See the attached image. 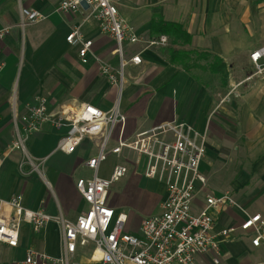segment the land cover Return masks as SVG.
Returning a JSON list of instances; mask_svg holds the SVG:
<instances>
[{
    "label": "crops",
    "instance_id": "1",
    "mask_svg": "<svg viewBox=\"0 0 264 264\" xmlns=\"http://www.w3.org/2000/svg\"><path fill=\"white\" fill-rule=\"evenodd\" d=\"M60 2L0 0V29L10 28L0 41V197L10 199L22 194L26 207L75 221L88 208L76 188V180L93 175L85 161L97 154V139L87 137L75 153L68 154L58 148V143L69 127L55 128L48 121L28 137L25 152L13 147L18 137L15 121L26 112L27 104L35 103L38 97H46L51 113L56 115L68 114L83 103L109 110L117 97L116 87L102 73V62L119 67L115 39L101 31L98 21L88 16L87 7L64 13L57 8ZM117 3L121 16L141 37L139 42L126 43L124 55L130 60L139 54L142 62L128 61L124 72L138 71L145 76L143 82L128 81L124 86L121 110L127 117L125 135L131 137L174 119L208 133L207 153L201 165L208 183L196 196L193 210L199 212L205 206L207 194L230 193L239 206L210 208L220 240V262L215 263L210 253L199 256L198 264H220L223 260L230 264H257L264 260V241L253 245L252 231L240 226L246 213L264 216V70L256 73L251 59V53L264 47V0ZM24 8L39 11L44 18L24 25ZM161 20L180 24L191 35V43L173 44L168 33L160 34V27L154 26ZM75 30L93 41L86 63L79 55L78 45L67 41ZM161 36L168 38L167 44L151 45ZM182 45L220 57L227 67L226 82L221 74L211 70L200 73L202 79H198L180 64L172 63L168 48ZM260 62L264 65V58ZM221 108L225 110L224 119L218 113ZM220 117L224 125L216 122ZM258 139L262 144L259 153ZM247 144L249 162L239 163ZM120 161L112 156L99 174L108 177ZM124 179L123 188L131 187L123 189L111 205L128 215V230L138 234L143 218L161 211L166 188L133 171ZM142 180L155 183L160 192L157 196L149 194L145 214L137 217L130 197L141 189ZM4 212L13 213V209L5 208ZM230 227L237 230L226 238L219 235V231ZM29 247L62 255V225L52 221L35 232L24 223L17 247L0 244V264H22ZM91 254L92 248L79 247L73 261L83 256L87 258L82 263H86Z\"/></svg>",
    "mask_w": 264,
    "mask_h": 264
},
{
    "label": "built area",
    "instance_id": "2",
    "mask_svg": "<svg viewBox=\"0 0 264 264\" xmlns=\"http://www.w3.org/2000/svg\"><path fill=\"white\" fill-rule=\"evenodd\" d=\"M81 7H87L88 16L95 18L101 31L116 41L119 67L116 69L110 63L102 62V73L119 92L123 88L128 61L142 62L139 54L127 60L125 45L139 42L141 37L121 16L117 0H61L57 8L64 13H75ZM43 18L39 11L22 9L24 25ZM9 31V27L0 29V41ZM67 41L78 45L82 61L88 62L93 41L84 39L78 30L68 35ZM167 42L168 38L161 36L151 41V45ZM262 58L264 47L251 53L256 73L264 70ZM48 121H52L55 128L69 127L58 143V148L68 154L75 153L87 137L98 141L97 154L85 161L93 175L76 180V188L88 208L75 221H70L62 216H52L44 209L26 207L22 194H15L10 199L0 197V244L17 247L24 223L35 232L52 221L63 227L65 250L62 255L53 256L29 247L22 264H71L79 247L92 248L91 258L80 264H198L199 256L210 253L214 255L215 263L220 262V240L215 234V218L210 208L239 204L230 193L207 194L205 206L199 212L193 210L196 196L208 183L201 170L207 153L208 133H201L192 125L174 119L127 137L124 133L127 117L117 102L109 110L83 103L68 114L56 115L51 113L47 98L41 96L35 103L27 104L26 112L15 121L18 137L13 147L25 152L28 137L40 131ZM112 156L121 161L108 177L100 175L101 166ZM132 171L162 183L166 188L161 211L143 218L138 234L128 230V215L110 204L112 187ZM5 208L13 209V213L4 212ZM246 214L240 227L252 231V244L259 246L264 241V216L261 213ZM236 230L237 227L225 228L219 235L226 238Z\"/></svg>",
    "mask_w": 264,
    "mask_h": 264
},
{
    "label": "rangeland",
    "instance_id": "3",
    "mask_svg": "<svg viewBox=\"0 0 264 264\" xmlns=\"http://www.w3.org/2000/svg\"><path fill=\"white\" fill-rule=\"evenodd\" d=\"M174 49L176 50H180V51H189V50H192L190 49L188 46H175ZM203 65H208L207 62H203ZM256 72V71H255ZM143 73H140V72H136V71H131V73H126V70L124 72V78H123V88L122 89H119V94H118V97H116L115 101H114V104L117 102L118 105L121 107V105L123 104L124 100H125V92H124V86L126 85V83L129 81V82H135V83H138V82H143L144 80V77L145 76H142ZM117 89V88H116ZM238 97L240 96L239 94H237ZM113 104V105H114ZM113 107V106H112ZM233 110H235V107L233 106ZM221 113V116L223 117L224 119V116H226L225 114V110L223 108H221L218 113ZM221 120V117L220 118H216V122L217 123H220L221 125H224V120ZM223 139V138H222ZM264 142V138L261 140ZM243 144H246V142H244ZM262 148V144L261 142L259 141L258 139V146L256 147V150H257V153H259L260 149ZM244 157V159H243ZM249 158H250V154H249V145L247 144V147H245V150H243V154H242V157H241V160L239 159L238 162L239 163H248L249 161ZM243 160V161H242ZM106 165V164H105ZM109 165V163H108ZM125 184V179L123 178L122 180H120L119 182H117L111 189V194H110V204H112V201H116L117 198H119L118 194H121L122 190L123 189H128L129 187L131 186H127L126 188H123ZM141 186L136 193L134 195V197H130V199H132V204H133V211L135 212V215L137 217H140L142 216L143 214H145L146 212V207L148 206V202H150V197H149V194H152V195H155L157 196V194H159V187H157V185L153 182H149L147 180H142L141 181ZM144 188H148V189H144ZM124 210V209H122ZM143 217V216H142ZM130 222V220H129ZM98 256V255H96ZM87 257H83V256H78L74 259V261L71 263V264H80L82 263L83 261L86 260ZM91 257H89L90 259ZM220 264H230V262H228L227 260H223ZM257 264H264V260H259V262Z\"/></svg>",
    "mask_w": 264,
    "mask_h": 264
},
{
    "label": "trees",
    "instance_id": "4",
    "mask_svg": "<svg viewBox=\"0 0 264 264\" xmlns=\"http://www.w3.org/2000/svg\"><path fill=\"white\" fill-rule=\"evenodd\" d=\"M160 27V34L168 33L173 44H190L191 35L182 28L178 23L165 22L161 20L158 24L154 22V26ZM167 56L170 57L172 63L180 64L191 75L198 79H202L200 73L211 70L214 73L222 75L223 81L227 79L226 63L218 56L213 55L208 51L189 50L180 51L174 48H168ZM207 62L208 65H203Z\"/></svg>",
    "mask_w": 264,
    "mask_h": 264
},
{
    "label": "bare ground",
    "instance_id": "5",
    "mask_svg": "<svg viewBox=\"0 0 264 264\" xmlns=\"http://www.w3.org/2000/svg\"><path fill=\"white\" fill-rule=\"evenodd\" d=\"M98 255V254H97Z\"/></svg>",
    "mask_w": 264,
    "mask_h": 264
}]
</instances>
